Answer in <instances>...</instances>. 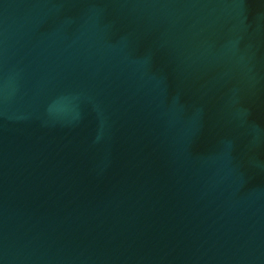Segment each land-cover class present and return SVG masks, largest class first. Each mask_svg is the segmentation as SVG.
I'll return each mask as SVG.
<instances>
[{
  "label": "water",
  "instance_id": "obj_1",
  "mask_svg": "<svg viewBox=\"0 0 264 264\" xmlns=\"http://www.w3.org/2000/svg\"><path fill=\"white\" fill-rule=\"evenodd\" d=\"M0 264H264V0H0Z\"/></svg>",
  "mask_w": 264,
  "mask_h": 264
}]
</instances>
